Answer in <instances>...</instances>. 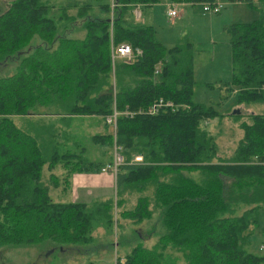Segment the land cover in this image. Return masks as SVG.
Wrapping results in <instances>:
<instances>
[{
  "label": "trees",
  "instance_id": "obj_1",
  "mask_svg": "<svg viewBox=\"0 0 264 264\" xmlns=\"http://www.w3.org/2000/svg\"><path fill=\"white\" fill-rule=\"evenodd\" d=\"M93 1L80 5L83 36L62 23L73 15L62 10L55 18L45 1L0 7V248L53 242L89 252L98 243L96 227L114 231L123 226L119 218L138 223L157 214L156 239L146 245L132 230L139 239L115 264H177L175 252L183 264H264V251L247 248L264 207V112L240 121L242 136L222 157L202 122L226 113L195 98L192 41L184 36L167 46L152 24L134 17V6L159 0L100 1L103 14ZM245 1L258 15L230 24V84L238 87L236 102L248 105L264 103V0ZM36 34L41 41L29 45ZM122 41L139 49L130 60L111 56ZM221 85L232 90L229 81ZM160 97L173 106L150 113ZM114 110L120 112L114 133L90 137L120 146L124 162L111 170L115 197L53 200L41 180L44 164H63L66 190L74 171L99 161L83 156L85 146L65 126L75 115ZM50 176L60 186V176Z\"/></svg>",
  "mask_w": 264,
  "mask_h": 264
},
{
  "label": "rangeland",
  "instance_id": "obj_2",
  "mask_svg": "<svg viewBox=\"0 0 264 264\" xmlns=\"http://www.w3.org/2000/svg\"><path fill=\"white\" fill-rule=\"evenodd\" d=\"M42 1L51 5L50 13H53L55 18L62 10H65L66 14L73 15L74 17H69L67 21L62 20V23L69 25L68 28L72 26L71 35L83 36L84 30L81 23L86 13L83 12L80 5L84 0ZM100 1L105 0L93 1L95 11L103 14V11L96 5ZM172 1L177 4V14L175 16L167 14V0H159L150 5H140L141 13L138 21L152 23L155 29V37L167 46L179 42L184 36L192 41L195 98L206 104H212L220 113H226L221 119L213 117L202 123L215 137L219 155L227 157L235 150L238 140L242 136L243 130L240 127V121L248 120L247 115L252 111L264 112V103L238 104L235 93L238 87L230 84L232 70L230 24L255 19L258 15V9L249 6L245 0H223V6L218 11L205 9V1ZM9 2L10 0H0V7L2 9L6 8ZM136 7L138 5L134 6L132 11ZM79 9H81L80 13H78ZM40 41V37L36 34L31 38L29 45ZM228 81L232 90L225 93L221 83H227ZM238 105H240V110L236 111V114L239 116L235 117L231 113ZM69 123L70 126L65 127L72 131L74 141L79 144V147L80 143L85 146L83 156L88 160H99L98 164L90 166L86 170L74 171L70 177V185L66 190L62 189L64 184L62 176L65 169L63 164L59 162L51 168L44 164L41 176L43 184L48 185L50 195L55 201L74 200L91 203L96 199L114 198V172L111 170L101 171L100 166H105L114 158L115 143L113 142L110 145L109 143L94 142L90 135L105 132L113 134L116 123L109 124L106 122L105 115L96 114L75 115ZM57 124L61 125L59 122ZM60 139L61 135L59 136ZM71 147L77 150L75 146L72 145ZM51 172L60 176L58 182L60 186L55 187L52 184ZM196 175L194 174L195 177H197ZM119 221L123 226L114 228V231L103 226L95 228L93 234L95 237L97 236L98 243L89 252L58 247V244L53 242L45 244V247L43 244L5 246L0 248V263L115 264L116 255L123 256L138 241L139 238L133 236L134 230L145 236L143 241L146 245H150L161 232V223L157 214L148 221L143 220L138 223L134 219L119 218ZM147 230H149V235H147ZM257 230L251 238L252 243L247 248L255 252H262L264 251V207L259 211V227ZM174 254L179 255L176 263L183 264L180 253L175 252Z\"/></svg>",
  "mask_w": 264,
  "mask_h": 264
},
{
  "label": "built area",
  "instance_id": "obj_3",
  "mask_svg": "<svg viewBox=\"0 0 264 264\" xmlns=\"http://www.w3.org/2000/svg\"><path fill=\"white\" fill-rule=\"evenodd\" d=\"M167 14L170 15V16H175L177 14V8H176V3L173 2V1H168L167 0ZM113 4V3H112ZM223 6V0H211V1H205L204 2V8L207 9V10H212V11H218L220 10V8ZM139 5L138 7H136L133 11V14L135 16V18H138L141 11L139 9ZM135 50L136 51H139L138 48L136 49H133V47L125 42V41H122L116 45H113L112 47V58H123L125 60H130L132 59L134 56H135ZM173 106V102L170 101V100H167V99H163L162 97L156 99L154 102L151 103V105L149 106L148 108V111L150 113H153L155 112L159 107H162V106ZM125 114H131L132 111L126 109L124 111ZM120 114V112L114 110L112 113H109V114H106L105 117H106V122L109 123V124H114L115 121H116V117L117 115ZM115 156L113 158V161L110 165H105L101 168L102 171H105V170H113V171H116L118 166L124 162V157L123 155L119 152V149H120V146L118 145H115ZM135 159L136 160H141L142 159V156L141 155H136L135 156Z\"/></svg>",
  "mask_w": 264,
  "mask_h": 264
},
{
  "label": "crops",
  "instance_id": "obj_4",
  "mask_svg": "<svg viewBox=\"0 0 264 264\" xmlns=\"http://www.w3.org/2000/svg\"><path fill=\"white\" fill-rule=\"evenodd\" d=\"M140 9H141V6H140ZM134 17H135V16H134ZM139 17H140V16H139ZM139 17H138V18H139ZM138 18H136V19L138 20ZM150 24H152V23H150ZM152 25H153V24H152ZM153 26H154V25H153ZM239 106H240V105H238V106L236 107L238 110H240ZM101 171H102V170H101Z\"/></svg>",
  "mask_w": 264,
  "mask_h": 264
}]
</instances>
